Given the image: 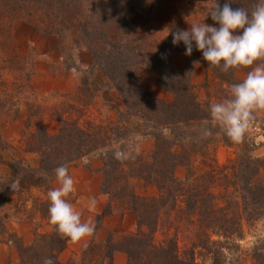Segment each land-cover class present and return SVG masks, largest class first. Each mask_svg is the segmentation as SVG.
I'll list each match as a JSON object with an SVG mask.
<instances>
[{
  "label": "trees",
  "instance_id": "obj_1",
  "mask_svg": "<svg viewBox=\"0 0 264 264\" xmlns=\"http://www.w3.org/2000/svg\"><path fill=\"white\" fill-rule=\"evenodd\" d=\"M216 1L220 7L227 2ZM72 2L0 0V29L5 27V21L14 18L26 6L45 8L51 13V18H57L58 15L53 14L66 13ZM255 2L232 0L231 7L250 10ZM113 8L118 6L113 5ZM120 9L118 13L109 11L104 24L99 25L97 21L95 25L84 27L81 31L82 42L88 46L93 61L112 86L120 90L127 105L135 101L136 111H132V114L144 121L143 134L155 138L154 149L145 156L131 155L128 159L117 160L114 152L120 149L114 147L113 143L121 142L129 135L132 130L128 127L100 124L83 127L77 120L64 119L60 131L51 135L42 123L37 128L38 133L34 134L36 141L29 142V150L42 154L41 166L36 169L17 161L13 164L15 175L9 183L17 182L22 189L40 186L47 183L46 176L55 175L54 169L61 164L67 165L75 159L98 154L104 161L103 190L110 195L114 187V196L128 200L127 209L136 215V230L121 235L115 241L107 240L98 245L91 243L89 252L81 258L84 259L83 264H115L113 259L117 251L127 254V264H194L198 244L211 254V264H241L238 239L243 236L244 226L264 219V157H253L248 151L238 154L231 163L222 165L210 157L209 169L204 173L195 175L190 171L184 179L176 176V168L190 165L193 154L210 153L213 135L208 139H200L199 136L202 122L209 113L203 108L192 82V73L202 52L194 47L186 67L178 69L175 66L173 53L186 51V48L182 41L174 45L171 33L188 30L175 23L166 40L153 52L147 53L141 47L139 38L131 34V29L125 30L129 23L125 10ZM2 35L0 32V38ZM142 65L158 71L160 86L175 94L172 102L154 97L141 86L138 71ZM216 69V75L221 80L228 83L233 81L231 70L225 73L220 68ZM187 127H196V130L189 134L185 131ZM178 146L181 151L176 150ZM131 176L155 184L159 188V195L145 197L136 194L127 184V178ZM214 183L222 186L218 194L212 191ZM177 205V217L185 216L188 220L194 217L198 224L195 231L198 243H193L194 247L189 250L180 245L177 228H174L177 232L171 231V214ZM48 207L42 205V211L48 212ZM113 208H105L102 215L112 213ZM5 231L6 219L0 214V235ZM158 233L162 238L158 237ZM213 234L219 238L212 239ZM68 239L61 236L53 225L52 233L38 235L32 245L18 243L19 252L27 264H43L46 257H50L54 264H77L73 260L66 263L59 260V252L64 249ZM230 252L237 254L229 258ZM251 260V264H264V236L254 245Z\"/></svg>",
  "mask_w": 264,
  "mask_h": 264
},
{
  "label": "rangeland",
  "instance_id": "obj_2",
  "mask_svg": "<svg viewBox=\"0 0 264 264\" xmlns=\"http://www.w3.org/2000/svg\"><path fill=\"white\" fill-rule=\"evenodd\" d=\"M216 3V0H73L70 10L66 13L53 14L58 15L57 18H51V13L45 8L26 6L18 11L14 18L6 19L5 27L0 29L3 33L0 38L2 72L0 77V214L6 219L7 231L0 235V241L8 232L9 240L19 252L18 243L23 242L15 233L9 232L8 228V224L16 220H28L33 224L32 244L38 235L53 232L49 213L47 210L42 211V205H49L47 193L56 183H59L56 176H46L48 184L31 186L27 189L18 187L17 182L13 189L12 184L9 183L15 175L13 164L15 165L17 161L36 169L41 166L42 154L29 150V142L36 141L34 134L38 133L37 128L40 124H45L51 135L60 131L64 119L77 120L83 127L95 124L109 127L123 125L132 131L121 142L113 143L114 147L127 152L129 157L131 155L145 156L154 149L155 138L143 134L144 121L132 114V111H136L135 101L132 100L131 105L128 106L120 90L112 86L107 76L93 61L91 51L82 42V29L97 24V21L99 25L104 24L109 11L114 10L118 13L122 10L121 7L125 10L129 23L125 30L131 29V34L139 38L141 47L147 53H151L166 40L175 23L183 25L188 30L192 23L203 21L218 27L211 16H207ZM113 5H117L118 8H113ZM181 53L185 54V51L177 50L173 53L175 66L178 69L185 68L188 61V55H185V60ZM183 64H185L184 67L180 68ZM216 71V67H210L209 62L201 54L192 73V82L199 93L203 108L207 111L210 102L225 97L229 86L242 81L249 70L244 68L231 70L233 81L230 83L221 80L216 75ZM149 73L159 79L156 69L142 65L138 71V80L143 88L140 76L142 75L145 79L150 76ZM70 75L76 80L71 89H50L52 82H57L59 87L61 83H67ZM69 81L74 83L73 80ZM62 85L65 87V84ZM161 88L164 91L163 94L144 89L152 93L154 97L172 102L175 94ZM195 128L187 127L185 131L193 134ZM166 133L169 132L166 131ZM176 150L181 151V147H176ZM248 151L253 157H264V113H261L253 122L245 139L240 143L231 142L219 129H215L210 153L193 154L190 165H179L175 174L180 179H184L190 171L200 175L209 169L210 157H213L220 165L229 164L238 154ZM93 156L101 157L94 154L78 158L67 164V167L69 169L73 163L88 160ZM101 160L103 161L102 157ZM127 179V184L140 196L153 197L160 193L155 184L147 183L138 176ZM212 191L216 194L220 193L222 191L220 183H214ZM106 194L109 197L106 208L113 206V212L122 214L130 212L127 209L128 200L114 196L116 194L114 187L110 195ZM178 205L171 214L173 225L171 231L177 228L180 245H184L189 250L194 247L193 243H198L195 236L198 224L194 217L191 220L185 216L177 217ZM132 213L134 217H128V222L133 219L136 221V215ZM101 216L99 218H102ZM44 219L50 224V233L38 231V228L43 226ZM135 230L136 228L128 229V226L115 229L109 232L105 241H115L121 235ZM263 236L264 219L244 226L243 236L238 239L241 264L252 263V249ZM158 237L162 238L161 233H158ZM218 238L213 234L212 239ZM91 243L98 245L105 242L92 240L76 256L66 261L59 260L63 263L73 260L77 264H83L84 259L81 258H84V253L89 252L88 246ZM195 253L196 263L194 264H211V254L200 244L196 245ZM236 254L230 252L229 258ZM19 255L23 261L20 252Z\"/></svg>",
  "mask_w": 264,
  "mask_h": 264
},
{
  "label": "clouds",
  "instance_id": "obj_3",
  "mask_svg": "<svg viewBox=\"0 0 264 264\" xmlns=\"http://www.w3.org/2000/svg\"><path fill=\"white\" fill-rule=\"evenodd\" d=\"M232 0L220 7L217 2L207 16L218 25L192 23L189 30H177L171 33L173 44L185 45V55L191 56L193 48L201 51L210 67L220 68L227 73L232 69L249 68L242 81L233 83L227 89L225 97L210 102L209 116L200 128V139H208L213 129H219L231 142H242L253 122L264 113V0H256L248 10L243 7L232 8ZM117 160L129 158L127 152L116 150ZM87 162V161H86ZM59 187L50 189L49 222L63 237L78 242L91 237L96 224L91 220L83 221L69 197L75 192V181L66 164L54 169ZM12 184L11 188H15ZM96 199H90L95 207ZM43 264H54L50 257Z\"/></svg>",
  "mask_w": 264,
  "mask_h": 264
},
{
  "label": "crops",
  "instance_id": "obj_4",
  "mask_svg": "<svg viewBox=\"0 0 264 264\" xmlns=\"http://www.w3.org/2000/svg\"><path fill=\"white\" fill-rule=\"evenodd\" d=\"M180 54V53H179ZM178 54V55H179ZM181 56L185 58V54L181 53ZM185 64L181 65L180 68L184 67ZM150 71V69H148ZM152 71V70H151ZM148 78H143L140 76V81L144 88L152 91L153 93L163 94V90L159 84L158 77L152 76L149 73ZM69 80H73L71 83ZM76 80L70 75L67 83H61L60 87L57 82H52L50 89L66 90L71 89ZM62 84H65L63 87ZM87 161V162H86ZM103 161L101 157L93 156L88 160H81L79 162L73 163L69 167V173L75 181V192L69 197V202L72 203L73 207L81 213V218L83 221L91 220L96 224V231L91 237H86L78 242H72L70 239L67 240L66 247L59 253V259L61 261H66L72 256L79 254L92 240L95 241H105L109 232L120 229L122 227H127L133 230L136 228V221L133 219L131 222L127 221L128 217H134L132 212L127 213H117L112 212L110 214L102 215L104 209L106 208L109 197L104 193L103 186L105 181V176L102 171ZM59 187V183H56L54 188ZM96 199L95 207L90 206V199ZM43 226L38 228L41 233H50V224L44 219L42 220ZM9 232L15 233L23 242L24 245L32 244L34 240V227L28 220H16L11 221L8 224ZM9 233L6 232L3 235L2 241H0V264H26L20 258L17 247L12 244L9 240ZM128 256L125 252L117 251L114 255L115 264H127Z\"/></svg>",
  "mask_w": 264,
  "mask_h": 264
},
{
  "label": "built area",
  "instance_id": "obj_5",
  "mask_svg": "<svg viewBox=\"0 0 264 264\" xmlns=\"http://www.w3.org/2000/svg\"><path fill=\"white\" fill-rule=\"evenodd\" d=\"M252 127V126H251Z\"/></svg>",
  "mask_w": 264,
  "mask_h": 264
}]
</instances>
